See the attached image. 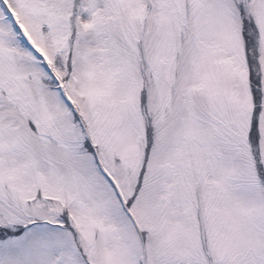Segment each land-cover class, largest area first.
I'll return each mask as SVG.
<instances>
[{"label": "snow or ice", "instance_id": "6c2138e0", "mask_svg": "<svg viewBox=\"0 0 264 264\" xmlns=\"http://www.w3.org/2000/svg\"><path fill=\"white\" fill-rule=\"evenodd\" d=\"M0 264H264V0H0Z\"/></svg>", "mask_w": 264, "mask_h": 264}]
</instances>
